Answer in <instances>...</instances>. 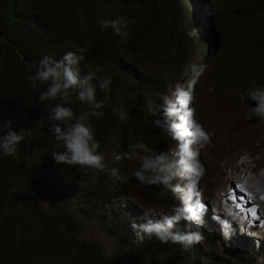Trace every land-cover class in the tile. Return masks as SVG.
I'll return each mask as SVG.
<instances>
[{
  "label": "rangeland",
  "instance_id": "obj_1",
  "mask_svg": "<svg viewBox=\"0 0 264 264\" xmlns=\"http://www.w3.org/2000/svg\"><path fill=\"white\" fill-rule=\"evenodd\" d=\"M231 1L234 2L237 10L239 7L246 6L244 0H206L202 3L205 17L194 23L185 18L176 22L169 10L162 8L159 11L157 22V27L161 25L159 36L169 38L173 33L174 39L170 42L167 54L161 60L144 62L135 58L138 63L134 65L138 67L143 80L145 78L149 82L150 93L145 99V104L138 107L141 118L137 117L129 122L125 182L123 184L120 181L116 184V191L119 192L120 197L115 202L119 213L122 214H119L120 219L121 221L127 219L131 228L133 222L140 224L148 220H159L161 214H170L171 209L181 203L178 197L186 196V189L183 193H174L163 185L142 183L136 178L134 173L140 167L137 156L145 153L132 146L137 142H143L149 148L168 152L170 157L172 156L173 150L178 145V141L173 139L168 130L170 121L174 117H166L163 112L153 114L149 111L148 101L151 100L156 104L161 96L166 97L165 94L170 93L174 85L179 84L177 81L185 82L197 77L192 117L208 137H201L192 146L198 152V159L203 165V175L192 176L190 182L198 193L193 196V203L198 202L202 205L200 220L207 221L209 225L186 220L178 223H183V226L191 229L184 233L196 231L202 234L201 242L205 257L204 262L197 261L198 264H264V238H254V241L261 246V249H257L252 243L244 241L245 235L242 236V230H246L247 226L256 229L252 225L255 221L252 219L251 210L244 202L242 191L238 187L239 191H236L235 183H232L239 174L237 167L240 165L239 160L243 158H246L245 160L252 166H262L260 169H264V115L252 111L257 101L249 96L254 88L264 86V68H254V66H262L259 63V54L255 55L241 38L240 33L228 28L223 38L221 31L216 29L215 17L217 23L221 18L218 12H223L225 22H229L228 17L231 18V16L228 12L225 14V10L230 11ZM256 3L257 0L249 1L248 12L252 13L251 6ZM252 15L256 18L258 27L264 30V19L256 14ZM195 29L197 33H210L213 36L217 60L210 68L203 70L206 55L199 52L184 72L179 66L187 54L181 56L177 49L184 46L185 40L192 37L188 33ZM202 37L205 40L204 35ZM14 79L15 82H19L18 78ZM119 92L120 89L115 90V97H118ZM141 92L143 93V90ZM130 101L129 94L123 92L116 105L118 108L126 107ZM2 116L7 117V115ZM74 120L75 123L80 122L79 118ZM157 120L161 121L159 125L156 123ZM31 122L32 119L29 118L27 124L20 127V132L26 131ZM106 137L109 144L113 139L112 131L109 130ZM97 152L103 154L105 165L103 169L71 164L73 169L70 170V174L75 177L76 183L68 177L58 190L52 191L42 188L37 182L31 183L28 168L23 167L24 163L20 166L18 175L21 182L25 183L22 186L14 185L8 175L2 173L9 159L2 158L0 153V174H2L0 177V203H2L0 204V264H62L63 258H69L71 264H87L81 261V256L72 262L70 257L72 251H69V256H66L61 249L58 247L55 249V246H52V243L61 235H66V239L72 235L78 239V242L95 245L102 253L106 264H120V261L126 264H192L191 260L178 257L176 254L170 255L165 249L147 240H143L136 247L126 248L121 241L103 228L99 220L83 215L80 210L83 205L81 197L83 191L91 188L94 181L99 180L100 177L113 180L110 164L116 155L114 149L107 147L105 151ZM247 153L252 154L248 157ZM29 158L30 156L27 161ZM259 161L261 164L256 165ZM199 171L201 170H198V173ZM254 171L248 174L253 175ZM176 172V180L173 183L186 186L189 180L185 174L180 169H176ZM26 187L29 188L28 199L33 201L31 205L28 204L27 199L21 201L20 198L25 194L23 188ZM21 189L22 192L19 193ZM33 207L41 208L52 216L61 217L63 232L53 237L52 234L45 237L38 231L43 228L44 222L35 220L38 212ZM68 212L73 216L74 222L66 218ZM7 215L11 217L14 215L13 218L19 222V228L23 229L22 236L18 237L20 234V232L17 233L18 224ZM29 217H33L30 222L27 221ZM213 217L214 221L211 220ZM106 223L111 224L108 220ZM261 228L264 231V226ZM191 253L197 259L201 255L193 248Z\"/></svg>",
  "mask_w": 264,
  "mask_h": 264
},
{
  "label": "trees",
  "instance_id": "obj_2",
  "mask_svg": "<svg viewBox=\"0 0 264 264\" xmlns=\"http://www.w3.org/2000/svg\"><path fill=\"white\" fill-rule=\"evenodd\" d=\"M249 1L244 0L246 6L238 10L231 1L230 11L224 9L225 14L228 12L231 16L228 17L229 22H225L223 12H218L221 18L216 22V27L223 38L228 28L240 33L255 55L259 54L262 66L254 68L262 69L264 30L258 27L252 14L264 19V0H257L251 6L252 13L248 12ZM183 3L185 6L190 4L192 9L191 2L183 0ZM162 8L170 11L174 21H180L182 11L177 0H0V136L7 135L10 130L20 133V127L27 124L29 118L32 119L28 129L22 132L24 139L17 146L15 154L5 155L0 149L1 157L9 159L2 173L7 174L14 185L22 186L25 182H21L18 170L24 163L23 167L28 168L29 181L37 182L49 191L58 190L68 177L76 183L75 177L70 174L73 166L55 159V153L66 151L63 141L56 139L55 128L59 126L67 130L75 124L74 119L79 118L81 123L92 128L94 139L99 143L97 151H105L109 147L116 154L110 164L113 180L100 177L91 188H86L81 196L83 205L80 210L85 217L99 220L110 235L129 249L138 246L141 241L128 220L120 219L115 202L120 197L116 184L125 182L129 122L141 118L139 108L145 104L143 93L149 91V82L145 78L143 80L138 67L134 65L138 63L135 58L144 62L161 60L174 39L173 33L169 38L159 36L161 25L157 27V22ZM186 12H190L188 8ZM192 18L195 20V16L192 15ZM103 20H122L121 32L117 34L111 26L105 27ZM194 46V40L187 39L183 48L178 47L177 51L189 52ZM69 52L79 58L73 67L82 79L90 77L88 82L95 88L96 102L102 107L97 108L81 101L78 88L62 89L55 97L45 95L53 81L36 78L40 61L45 56L54 61H63ZM15 77L19 82H15ZM118 89L119 95L115 97V90ZM123 92L129 94L131 101L119 112L116 102ZM57 106L70 108L73 115L62 120L53 119ZM97 112L102 115L97 116ZM109 130L112 131L113 139L108 144L106 136ZM28 156L30 158L27 161ZM23 191L25 194L20 197L21 201L27 199L31 205L33 201L28 199L29 188H23ZM18 192L21 193L22 189ZM33 209L38 212L35 220L44 222L43 228L38 231L45 237L63 232L61 217L52 216L41 208ZM7 217L15 220L18 224L17 233L20 232L18 237L22 236L23 229L19 228L14 215ZM66 218L70 222L75 221L69 212ZM32 219L29 217L27 221ZM107 220L111 222L110 225L106 223ZM172 231L183 234L187 228L177 223ZM65 236L61 235L51 243L66 256L72 251V262L81 256V261L87 264H106L98 247L78 242L72 235L68 239ZM144 240L153 242L170 255L176 254L191 260L192 264L204 262L205 253L198 259L192 255V244L185 248L181 243L171 240L162 242L155 235L145 236ZM63 259L62 264H71L69 258ZM120 264L126 263L120 261Z\"/></svg>",
  "mask_w": 264,
  "mask_h": 264
},
{
  "label": "clouds",
  "instance_id": "obj_3",
  "mask_svg": "<svg viewBox=\"0 0 264 264\" xmlns=\"http://www.w3.org/2000/svg\"><path fill=\"white\" fill-rule=\"evenodd\" d=\"M187 1L192 3V9L190 4L189 6H185L183 0H177L182 11L180 21L185 18L191 23L199 22L200 18L205 17L204 4L202 3L206 0ZM187 8L190 11L189 13L186 12ZM192 15L193 17L195 16V20L192 18ZM102 23L105 27L111 26L114 31L119 34L123 21L103 20ZM214 23L216 25V17ZM188 35L192 36L189 37L188 40H194L196 46H194L192 50H189V52L180 51L179 55H187L179 68L185 72L191 64L192 59L199 52H203V54L206 55L203 70L210 68L217 60L214 52L215 40L213 36L210 33H197L196 29L189 32ZM203 35L205 40H203ZM78 59V57L70 52L65 55L63 61H54L51 57L45 56L40 61V70L36 78L43 81H48L49 79L53 81V84L45 94L46 96L55 97L62 89L78 88L79 99L81 101L93 104L97 108L102 107V104L96 102L95 88L88 82L90 77L82 79L78 70L73 67ZM196 82L197 77L186 80L185 82L177 81V84H179L174 85L170 93L165 94L166 97L161 96L159 102L154 104L153 101H148L149 111L153 114L163 112L166 117H174V119L170 121L168 130L173 139L178 141V145L177 148L173 150L172 156L170 157L168 152L149 148V146L143 142H137L132 146L134 149H140L145 153L142 156H137L140 167L135 171L134 175L139 181L147 184L163 185L174 193H183L186 189L187 195H180L178 197L181 203L174 206L170 214H161L160 219L156 221L148 220L146 223L140 224L133 222L132 228L141 242L144 240L145 236L151 237L155 235L162 242L171 240L174 243H181L185 248L192 244L193 250L199 251V253L203 255L205 252L202 248L201 239L203 237L201 232L195 231L180 234L172 231L174 226L181 220L189 222L198 221V223H206L209 225V223L200 220L203 211L202 205L198 202L193 203V196L198 195V193L195 192L190 182L192 176L196 174L203 175V165L198 159V152L195 151L192 146L197 143L201 137H208L207 133L192 117L193 106H195V96L193 94ZM104 86H107V82ZM149 93L150 89L148 92L143 93L144 100L149 96ZM249 96L252 100L257 101V105L252 111L264 115V86L254 88V90L250 91ZM43 98L44 97H42V99ZM124 108L125 107L118 108V111L122 112ZM123 112L126 111L124 110ZM95 114L97 116L102 115V113L99 112ZM72 115L73 113L70 108L57 106L54 109L53 119L62 120ZM10 123L11 122H9L8 126H10ZM156 123L159 125L161 121L157 120ZM55 133L56 139L58 141H63L66 149L63 153H55L57 162H66L72 165H86L99 169L105 167L103 163V154L97 152L99 143L95 141L93 130L88 124L77 122L67 130H63L57 126L55 128ZM23 139L24 134L22 132L18 133L10 130L7 135L0 136V149L3 150L5 155L15 154L17 146ZM117 159H119V157H117ZM176 169H180L189 180L186 186L173 183L177 176ZM198 170L201 171L198 173ZM145 173L150 174L146 175ZM238 187L243 189L240 184H238ZM211 220L214 221V218ZM187 230L191 231V229L188 228ZM244 235L248 239H251V241H254V238H264V231H262V229L259 230L257 227L255 229L247 226L246 230H242V236Z\"/></svg>",
  "mask_w": 264,
  "mask_h": 264
},
{
  "label": "bare ground",
  "instance_id": "obj_4",
  "mask_svg": "<svg viewBox=\"0 0 264 264\" xmlns=\"http://www.w3.org/2000/svg\"><path fill=\"white\" fill-rule=\"evenodd\" d=\"M251 154L252 153H247L248 157H250ZM245 159L243 158L242 160H239L238 164L240 165L237 166L239 169V174L234 178V181L232 183H235L234 187L236 186V191H239L237 190L238 184H240L241 187L243 188L241 189L240 187H238V189L242 191L245 204L251 210L252 219L255 221V222H252L253 223L252 225H254L259 230H261L262 229L261 226H264V169H260L262 166H252ZM257 164L259 165L261 164V162L259 161L256 163V165ZM254 170H256V172ZM253 171L255 172L253 175L248 174V172H251L252 174ZM244 238H245L244 241L248 243H252L254 245L253 247H257V249H261V246L255 241H251V239H248L245 236ZM240 241H242L241 238H240Z\"/></svg>",
  "mask_w": 264,
  "mask_h": 264
}]
</instances>
